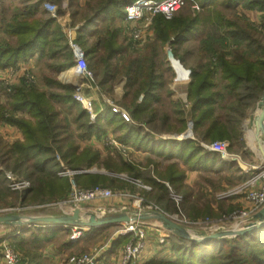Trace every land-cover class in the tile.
<instances>
[{"label": "trees", "instance_id": "obj_1", "mask_svg": "<svg viewBox=\"0 0 264 264\" xmlns=\"http://www.w3.org/2000/svg\"><path fill=\"white\" fill-rule=\"evenodd\" d=\"M44 1L39 0L34 3L23 4L22 10L5 23V33L15 37L17 42H9V44L0 46V69L15 67L18 63L28 62L35 57L41 60L49 59L52 63L48 64V69L55 72V76L52 77L43 73L42 78L47 86L59 87L66 93L47 92L33 87L18 86L12 89V94L8 93L7 102L0 104V123L16 127L23 135L22 140H17L11 144L4 142L0 137V165L12 172L14 176L31 182L29 189L23 192H12L8 185L9 179L0 170V204L5 199L6 201L12 199L13 202L17 199V201L20 200L21 207H26L32 204L42 205L58 199H65L73 189V184L69 177L59 176L63 166L75 172L88 170L96 165H100L110 175L74 174L73 179L76 187L82 189L108 187L121 190L129 183L111 176V174L125 173L130 180H140L152 187V192L147 196L158 198L159 201L167 200V196H171V191L166 185L168 184L171 190L187 200L190 194L186 192L188 188L184 183L186 172L176 168L179 166V161L182 160L190 165L197 159L196 153H201L203 155L199 157L205 164L203 169L207 164L215 162V164H222L224 161L220 155L204 149L199 141L205 143L224 141L237 135L236 132L230 131L231 112L228 114L229 120L222 122V115L217 114L218 92H210L211 89L215 88L213 78L216 74L214 71L217 64L211 66L212 64L209 63L202 67V71L191 72L192 81L188 96L192 105L189 116L193 122L195 140H156L150 132L142 129L140 124L144 123L151 126L157 120L154 104L160 102V97L157 86L159 85V74L157 73L158 46L156 43L168 42L176 56L177 51L175 49L193 30L194 20L180 17L166 21L162 15L155 16L156 43L151 46V59L149 61L143 60L142 68L139 58L135 56L129 58L124 64L117 65L114 63L115 59L123 53V50L117 46L116 34L108 33L107 36H100L96 40L97 44L85 48L83 51L86 59L89 56L93 57L96 53L101 55L99 62H97V65L100 63L104 66L99 83L101 87H105L109 81L115 80L116 72L127 79L122 106L130 112L135 121L134 124L126 122L119 110L108 107L103 112L98 113L95 122H92L89 112L83 108L79 109L80 104L74 101L71 88L56 80L57 74L73 68L75 61L72 60V53L69 52L70 48L66 37L60 25L57 24V19L46 14L45 11H40ZM72 1H70V6ZM132 1L134 0H94L88 3L93 13L85 20L83 26L76 30V43L83 45L84 33L90 31L98 20L114 22L117 19H124L123 10ZM197 1L204 6L213 0ZM229 1H233L235 4L245 3V0H224V2ZM246 4H257L264 9V0H249ZM40 12L41 15H39ZM60 15L62 12L58 9V16ZM196 21L198 22L197 19ZM90 33L92 36L96 35V32ZM226 35L225 33L221 39ZM229 35L237 41L244 38L250 39V33L242 27H237L232 35ZM247 44L251 48L249 42ZM64 55L67 59L65 61L61 59ZM248 55L247 51L236 53L232 62L227 59L224 53L219 54L217 58L220 71L226 80L225 90L231 97L234 96L235 98L231 110L237 111V114H241L243 111L240 109L241 107L249 106L245 101L253 100L257 91L264 93V61L261 58L250 61L247 58ZM147 64L149 71H141ZM208 65L209 68H207ZM142 95L144 98L138 101ZM127 96H130L131 100H127ZM60 102L68 104L70 107H77L79 110L75 119L79 127L84 129L81 133V137L84 139L100 138L110 127L111 132L116 135V139L120 143L131 144L136 150L149 152L161 159L173 160L175 161L172 165L174 167L164 171L156 169L146 171V169L141 170L138 165L125 162L121 158L118 160L109 157L102 159L101 153L91 147L81 150L80 146L66 134L67 126L62 124L63 118L56 109ZM179 123L181 127L177 133H182L186 127L185 116H181ZM158 164L155 163L156 166ZM197 169L200 170L201 168L192 170ZM170 201L174 200L170 198ZM11 206L14 207V204ZM32 229L42 234L34 235L33 242L39 239L41 241L38 242L39 244L51 240L52 237L50 236L52 235H49L48 232L54 230L37 229L36 227H31L28 230L16 228L13 233L16 235V239L20 238L16 244L18 248L25 241L24 238L21 239V235ZM170 240L171 249L178 255L176 260L166 263L151 260L148 264H193V258L198 259V262H194V264H238V261L246 262V264H253V262L264 264V226L235 238L229 237L201 242L200 240H187L172 235ZM212 249L214 250L212 251ZM27 255L32 259L33 264H44L40 253H28Z\"/></svg>", "mask_w": 264, "mask_h": 264}, {"label": "rangeland", "instance_id": "obj_2", "mask_svg": "<svg viewBox=\"0 0 264 264\" xmlns=\"http://www.w3.org/2000/svg\"><path fill=\"white\" fill-rule=\"evenodd\" d=\"M65 1L66 5L63 4L64 0H58V9L61 10L62 13L66 11L67 8H69L68 4L71 3L68 0ZM247 1L249 0H245V3L235 4V2L233 1L224 2V0H213L208 4L202 6L198 3L197 0H186L185 7L180 9L170 20L164 18L166 21H171L174 18L180 17L194 20L195 25L193 30L182 41V43L177 45V48L175 49L177 51V59L183 62L181 63L185 70H190L191 72H200L202 71V67L209 63L212 64L211 66L217 64V68L214 71L216 74L213 78L215 88L211 89L210 92H218V99H220L222 92L227 93V91L225 90L226 80H224L222 72L220 71L221 68L218 66L217 58L219 54H226L227 59L231 60L232 62L234 61L236 53L247 51L249 54L247 58L250 61H256L258 58H261V60L264 61V9L259 7V5L257 4L247 5ZM73 2H76V0H73L72 3ZM88 3H90V1ZM88 3L81 7H77V5L74 6L75 8L72 9L70 13L72 15L70 16L71 20L69 19V21L65 25V29H67V31L64 32L62 30L63 34L66 37L68 47L70 48L69 52L72 53V60L75 61L73 52L74 45L78 46L82 50H85V48H88L95 43V39H93L90 33L93 32L92 30H95V32H97L96 36L94 37L96 38V40L98 39V37L100 38V36H107L108 33L116 34L117 46L120 50H123V53L115 59V64L119 65L120 62L124 64V62H127L129 58L135 56L139 58V61L141 62L140 67L142 68V61H149L151 59V46L156 43V26H154L155 18H152L150 21H145L140 24H133V26L136 27L134 29L142 28V35L141 39L139 40H135L132 36L134 29L130 30V27L124 28L121 24V20L117 19L114 22L108 21L109 23L96 25L98 27H93L90 31H86L83 36L84 39L82 45L80 43H76L77 35L76 30L74 29L77 26H83L85 20L90 16L91 9ZM19 6L16 5V3L14 4V1L0 0V46L7 43L9 44V42H17L15 37H12L5 33L4 25L7 21L12 19L13 16L19 13L17 8ZM78 8H80V10H78ZM196 19L198 20V22L196 21ZM237 27H242L248 30V32L250 33V39L247 40L244 38L240 41H237L232 38V36H230L229 34L232 35V32ZM225 33L227 34L226 37L221 39V37H223ZM247 42H249L251 48L248 47ZM156 45L158 46V57L156 61L158 62L157 73L159 74V85L157 86L158 94L160 97V102L154 104V108L157 111V120L151 126H148L144 123H141L140 126L145 131L150 132V134H152L156 140L165 139L181 141L185 140V138L195 140V135L193 132V122L189 116V114L191 113L192 104L189 101L190 98L188 96L189 86L191 84L192 78L190 76V80L186 78L187 80L179 82L181 77H177L174 71L170 69L171 66L167 62L165 50L170 48L169 43L157 42ZM99 56L101 55L98 54V62L100 60ZM61 59L63 61L67 60L66 55H64ZM92 61L93 60L87 59V66L88 69L93 73V79H84L80 76H76L70 70H67L57 74L56 80H58V82L63 84L64 86H68L69 88H71V95L74 101L80 104V106L78 105L79 109H85L84 105L75 98V94L77 93L76 89L81 88V93H83V96L86 98V100H91L93 104L92 112L88 111L90 120L92 122H95L96 119V117L94 118L93 115H96L98 111L101 112V109H103L104 111L110 106L109 104H112V107L117 108L123 116L126 115V118L123 117L126 122L134 124L135 121L132 119L130 112H127L122 106V97L125 92L123 88L125 85V77H121V75L116 72L115 80L109 81V83L105 87H101L99 83L102 78V71L104 70V66H100L99 63L96 68H92ZM60 62L62 61L60 60ZM49 63H52V61L49 59L41 60L36 57L35 60L33 58L28 62L22 61L15 67H11L13 76H16L18 74L17 82L4 81L2 82L3 85L0 84V104H5L8 99V93L12 94V89L18 86L26 88L33 87L39 90H45L47 92H58L65 94L66 92L63 89H60L59 87L57 88L56 86H47L45 84L44 79L42 78L43 73H46L47 75L52 77L55 76V72L48 69ZM23 64L26 65L29 70L25 69L24 74H21V68ZM145 66L146 67L141 71H149L148 64ZM207 68H209V65L207 66ZM69 71L71 73H67ZM27 74H30V77H32V79L26 78L25 76ZM263 95L264 93L257 91V93L254 94L255 98L253 100H246L245 103H248L249 106L241 107L240 109L243 110L241 114L246 111L252 118L256 114V110H258V103L260 102ZM56 109H58V111L60 112V116L63 118L61 121L62 124L67 126L66 134L71 138L73 142L80 146L81 150L91 147L101 153L102 159L109 157L118 160L119 157L116 154L114 155V152L113 155H110L111 146L105 145L104 149L103 146L97 145L95 143L92 144L91 139L93 138L84 139V137H81V133H83L84 129L79 127L77 120L75 119L77 114L79 113L77 107H70V105L60 102L57 104ZM181 116H185L186 127L182 133H177L181 127L179 123ZM8 125L9 124L6 123H0V137L4 142L11 144L15 142L10 139L12 137L11 135H15V133L10 132L11 125ZM108 129L111 132V128L108 127ZM172 129L173 132L171 131ZM12 131L16 132L15 129ZM113 135L116 139V135L114 133ZM82 141H85V143ZM214 142L205 143L199 141V144H211ZM228 152L230 155H232L230 151ZM117 153H119V149L117 150ZM142 155H146L142 163V166L144 169H146V171L152 169L164 171L165 169L174 167L172 166L173 162H175L173 160L161 159L157 156L151 155L149 152H142ZM196 155L197 159H195V161H193L190 165L188 163H184L181 160L179 161V166H176L179 171L184 170L185 172L190 169L201 168L200 170H196L194 172L193 181L191 182L192 185L185 183L186 187L188 188L186 192L190 194V197H188L187 200H185V198L181 195L175 193L173 190H171V188H169L171 191V196H167V200L159 201L158 198H152L150 196H144V198L147 201L151 202L153 206H157L159 209L165 211V213L170 217H173L176 220L180 221V223L183 224V227L187 230V237L190 238H186L187 240L201 241L205 236H210L216 233V230L233 231L235 235L242 234L247 226H249L253 222L255 223V221L257 222V220L252 219L249 223L242 222L239 226L235 227L241 210L236 212L233 208L228 207L229 204H226V202L228 203L229 200H231L232 197L236 195V193H239V188L234 187L236 177L233 178V182H231V175H229V173L224 175H215L214 172H216L215 168L217 166L215 164L216 162L213 164H207L205 168L208 169H203V166L205 164L202 162L203 160L201 159V157H199L203 154L196 153ZM186 156H188L187 153ZM132 163L135 166L137 165L135 162ZM155 163L159 164L156 166ZM0 170L4 172L7 179L8 175H12L17 179L30 182L27 179L14 176L12 172L4 169L1 165ZM90 170L98 174L110 175L100 165L93 166ZM111 176L118 177L119 179L124 181H126L127 178L126 175L123 174H111ZM127 180L128 181L126 182L132 184L129 178H127ZM8 181L10 184V180ZM103 188L108 189L112 192L119 191L117 189L108 187ZM10 190L13 192L11 188ZM170 198L174 201H170ZM67 199L69 200L70 196H68ZM95 201L87 202L85 204L94 203ZM12 204H14V206L16 207L9 208L12 207ZM85 204L81 207L83 208ZM19 205L20 204L17 199L14 202L12 201V199H8L7 201L6 199L3 200L2 204H0V216L17 214L24 217H59L63 216L65 212L73 211L71 206L66 203L65 200L60 199L43 204V206L38 205L26 209L18 207ZM79 209L81 210V208ZM152 220L155 221L156 219ZM184 221H186V223ZM16 228H18V226H15L14 229ZM145 230L147 233L146 228ZM12 232L13 231H11V233L9 234H12ZM150 232L152 234V239L154 238L152 241L155 240L154 246L158 248L157 255L151 260L164 263L175 261V258H177L178 255L171 249L170 240V237L175 234H170L168 231H166L165 233L162 232L163 235H165L166 239L163 243H160L161 233L157 231ZM37 233L39 232L32 229L29 232L22 234L21 239L24 238L25 241H23V244L20 246V248L16 246L17 242L20 241V238L16 239L15 237L14 241V237H7L5 238V240L13 245V247L23 257H29L27 255L28 253H39V249L42 250L44 246L46 247L47 245H50L48 244L49 242L39 244L38 242H41L39 241V239H36L37 241L33 242L35 238L34 235ZM39 235L42 234L39 233ZM84 235L85 232L81 235L80 239H83ZM213 250L214 249H212V251ZM193 260L194 262H198L197 258H193ZM148 262H146L145 264H148ZM238 264H246V262L242 263L241 261H238ZM253 264L256 263L253 262Z\"/></svg>", "mask_w": 264, "mask_h": 264}, {"label": "crops", "instance_id": "obj_3", "mask_svg": "<svg viewBox=\"0 0 264 264\" xmlns=\"http://www.w3.org/2000/svg\"><path fill=\"white\" fill-rule=\"evenodd\" d=\"M10 1H14V4L16 3V5L18 6L20 5L19 7H17L18 12H20L22 10L23 4L34 3L39 0H10ZM68 1L70 2L72 0H68ZM89 1L93 2L94 0H76V2H73L71 4V6L69 3L68 4L69 8H67L66 11L62 13V15L58 16V0H45L43 8L40 11L41 12L45 11L46 14L55 17L57 19V24L60 25L62 30L65 32L67 31V29H65L66 27L65 25L69 21L70 16H72L70 13H71V10L75 8L74 6L77 5V7H81L85 5L86 3H88ZM65 2L66 1L64 0V3H63L64 5H66ZM47 6H55L56 9L55 11H51L48 9ZM78 10H80V8H78ZM41 12L39 13V15H41ZM92 13H93V10H90V16ZM104 23H109V22L108 20L104 21L100 19L98 20L96 25H102ZM121 24L123 25L124 28L130 27V30L136 28L135 26H133V24L136 25L135 23H128L125 21V19L121 20ZM96 25L94 26V28L98 27ZM78 28L79 27L77 26L74 30H77ZM93 32H95V30ZM95 36L96 35L92 36L93 39H95L94 45L98 43L96 42V38H94ZM165 51L167 52V49ZM98 52H99V49H98ZM97 57H98L97 53L93 57H90V56L88 57V59L93 60L92 68H94L97 65V62H98L96 61ZM176 58H177V55H176ZM35 59L36 57L34 58V60ZM121 64L122 63L120 62L119 65ZM74 67L69 70L73 72L76 76H78L73 71ZM25 69L29 70V68L23 64L21 68V74H24ZM170 69L174 71V73L178 77L177 72L172 67H170ZM70 71L67 73H71ZM190 76H191V71H190ZM190 76L189 77L186 76L187 79L190 80ZM17 77H18V74L16 76H13L11 68L0 69V84L2 85H3L2 82L4 81L17 82ZM124 79H125V85H126L127 79L126 78ZM183 81L185 80H180L179 82H183ZM125 85L123 88H125ZM124 95H125V92H124ZM124 95L122 97V100L124 99ZM141 98L142 96H140L138 101H141L142 100ZM126 99L131 100V97L127 96ZM219 100H220V104L218 103L217 105V114L222 115V119H221L222 122L223 120L227 122L229 120L228 114H230L231 112L230 117H231L232 123L229 125L230 131L236 132L237 135L234 138L227 140L230 143L229 151L232 154L230 155L229 158L225 159L218 153L222 161L224 162L222 164L221 163L216 164L217 165L215 168L216 172H214V174L224 175V174L229 173V175H231V178H230L231 182H233V178L236 177V182H235L234 187L241 188L242 186H245L246 183L251 178L254 172V168L259 167L264 164V158L259 149V145L262 144L263 138H262V134L258 131L257 126L255 124L256 118L260 114V108L257 107L258 110H256V114L251 118L246 111L243 114H237V111L231 110V106L235 102L234 96L231 97L228 93L222 92V95ZM109 105H110L109 107H112V104H109ZM112 108L118 110L115 107H112ZM124 109L128 112L126 108ZM101 110H102L101 112H103V109ZM101 112L98 111L97 114ZM97 114L95 115V117L97 116ZM10 129H11L10 131L11 133H15V135H11L12 136L10 138L11 140L17 141V140L23 139L22 133L16 127L10 126ZM14 129L16 130V132L12 131ZM171 131L173 132V129ZM82 142L85 143V141H82ZM91 143L92 144L95 143L97 145L103 146V148L105 147V145L111 146L110 155H113V152H114V155L116 154L119 157V159L121 158L123 161L129 162V163L135 162L140 167L141 170H144L142 163L146 155H142V151H138L134 149L133 145L131 144L124 145L120 143L119 141H117V139L114 138L113 133L110 132L109 129L100 138L93 137V139H91ZM118 149H119V153H117ZM205 169H208V168H205ZM195 171L196 170H192V169L186 171V174H185L186 179L184 183L192 185L191 182L193 181V176H194ZM77 173L89 174V173H95V172L88 169L87 172L75 171V174ZM119 175H122V174H119ZM123 175H126V177H128V175L125 173ZM73 176L69 178H70V182L73 184V187H74L76 185H75ZM126 181H128L127 178H126ZM166 185L168 188H170L168 184ZM151 191L143 190L139 188L135 183L132 182L131 185L128 184L123 189L116 191V192H121L123 194L121 196H114L108 199L96 200L94 203L85 204L83 208L81 207V212H82L81 221L82 222L88 221V218L90 215H95L97 219H106V218H114V217L123 216V215L124 216L125 215L137 216L139 214H143L145 217L141 220L139 219L138 220L139 222H141L142 226L147 229L148 240H147V246H146L145 252L141 260L138 262V264H145L146 262L153 259L157 255V251H158L157 250L158 248L154 246L155 240L152 241L154 238L152 239V234L150 231H157L161 234H163L162 232L164 233L166 232L164 230L165 228L162 222L159 221L158 218L154 214H150V212L145 209V205H143L142 202H139L140 200L139 197H142L144 200H146L144 196H147L149 193H151ZM71 193H72V190L65 197V199H62V200H65V202H68L69 200L67 199V197L71 196ZM19 204H20V200H19ZM226 204H229L228 207L233 208L236 212L240 210L241 211L251 210V207H252L251 203L246 198V192L236 193V195H234L232 199L229 200L228 203L226 202ZM34 206H38V205L32 204L31 206H26V207H21L19 205L18 207L22 209H26V208H31ZM14 207H9V208H14ZM74 210L72 212H65L63 216L72 215ZM27 217L28 218L29 217L40 218V217H45V216H27ZM152 219H156V220L154 221ZM121 226L122 224L104 226L100 228H94V227L87 228L86 227L84 238L76 242L70 241V236H69L71 234L70 226L37 224L36 226H33V227H36L37 229L39 228L54 229L48 232L49 235H52L50 236L52 237L50 238L51 240L48 241L49 242L48 244L50 245H47L46 247L44 246L42 250L39 249V253L42 257L44 264H66L67 261L71 257L78 256L81 254H95V253H97L98 255V264H120V257L122 254V250L124 246L130 241L129 235L124 236L121 233H118L119 230L121 229ZM14 228H15L14 226L0 224V264H6L2 258L3 245H4V242H7L5 238L14 237L13 239L15 241L16 235L13 233ZM11 231H13L12 234H9L11 233ZM23 258L26 264L34 263L32 259H30V257H23Z\"/></svg>", "mask_w": 264, "mask_h": 264}, {"label": "built area", "instance_id": "obj_4", "mask_svg": "<svg viewBox=\"0 0 264 264\" xmlns=\"http://www.w3.org/2000/svg\"><path fill=\"white\" fill-rule=\"evenodd\" d=\"M186 0H134L130 2L123 10L124 19L128 23L140 24L145 21H150L157 15H162L165 19L170 20L180 9L185 7ZM49 10L55 11V6H47ZM142 28L134 29L132 36L135 40L141 39ZM73 52L75 57L74 72L84 78L93 79V73L88 69L87 59L85 52L78 46H73ZM28 79H32L30 74L25 76ZM75 98L84 105L87 111L92 112L93 104L91 100H86L81 93V88L76 89ZM95 118V115H93ZM126 118V115L124 116ZM206 150L219 153L223 158H229L228 141H217L211 144H201ZM87 172V170L81 171ZM75 174L74 171L69 170L63 166V170L59 173L60 177H71ZM128 178V177H127ZM10 180L9 187L13 191L23 192L31 187L30 182L17 179L12 175H8ZM130 180V179H129ZM135 183L139 188L151 191L152 188L140 180H130ZM246 192V198L251 203V210L241 211L236 221V226H239L242 222L249 223L255 214H257L264 207V164L254 168V172L246 183L245 186L239 188V193ZM123 195L121 192H112L102 187H96L93 189H80L76 186L73 187L72 193L68 203L71 208L78 209L81 205L101 199H108L114 196ZM125 195V194H124ZM139 202L145 205V209L150 213L162 214L170 221L183 227L180 221L173 217H170L165 211L159 209L157 206H153L151 202L139 197ZM177 201V199H176ZM186 223V221H184ZM184 228V227H183ZM185 229V228H184ZM165 231H168L164 229ZM186 230V229H185ZM187 231V230H186ZM85 232V228L78 226L71 227L70 241L76 242L80 240L81 235ZM170 234L172 232L168 231ZM217 232V230H216ZM118 233L124 236H130V241L124 246L120 257V264H138L141 260L146 246H147V233L139 220L124 223ZM160 243H163L166 239L165 235L161 234ZM2 258L6 264H26L22 255L8 242H4ZM66 264H98V255L95 254H81L71 257Z\"/></svg>", "mask_w": 264, "mask_h": 264}, {"label": "water", "instance_id": "obj_5", "mask_svg": "<svg viewBox=\"0 0 264 264\" xmlns=\"http://www.w3.org/2000/svg\"><path fill=\"white\" fill-rule=\"evenodd\" d=\"M167 61L170 64V66L177 72L178 76L180 73L185 74L186 76H190V71L185 70L181 61L176 58L174 55L172 48L167 49ZM144 98V95L142 96L141 99ZM258 107L260 108V114L256 118L255 124L257 126L258 131L262 134V144L259 145V149L263 155L264 158V95L262 96L260 102L258 103ZM188 139V138H185ZM154 214V213H150ZM159 221L162 222L164 228L173 234L190 239L187 237L186 233L187 231L181 227L180 225L170 221L168 218H166L162 214H154ZM145 216L143 214H139L137 216L134 215H123V216H118L114 218H106V219H97L95 215H90L88 218V221L82 222V212L78 208L74 210L73 214L70 216H60V217H40V218H31V217H24L22 215H17V214H8L5 216H0V224H5L8 226H18L21 230H28L33 226H36L38 223H43L47 225H60V226H78L80 228H100L104 226H110V225H121L124 223H129L131 221L135 220H141ZM253 219L257 220L255 223L253 222L247 228L242 232V234H237L235 235L233 231H222V230H217L216 233L210 235V236H205L202 238L201 242H207L211 240H217V239H222V238H227V237H237L240 235H244L246 233H249L251 231H255L259 229L260 227L264 226V207L254 215ZM27 225V226H25Z\"/></svg>", "mask_w": 264, "mask_h": 264}, {"label": "bare ground", "instance_id": "obj_6", "mask_svg": "<svg viewBox=\"0 0 264 264\" xmlns=\"http://www.w3.org/2000/svg\"><path fill=\"white\" fill-rule=\"evenodd\" d=\"M179 77H181L180 80H186V78H187L186 75L183 73H180Z\"/></svg>", "mask_w": 264, "mask_h": 264}]
</instances>
